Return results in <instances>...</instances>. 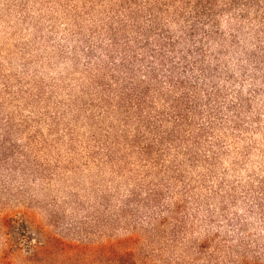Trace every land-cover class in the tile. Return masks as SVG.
Here are the masks:
<instances>
[{"label":"rangeland","instance_id":"obj_1","mask_svg":"<svg viewBox=\"0 0 264 264\" xmlns=\"http://www.w3.org/2000/svg\"><path fill=\"white\" fill-rule=\"evenodd\" d=\"M261 16L264 0H0V126L31 142L25 177L0 197V264H264V84L244 88L262 130H217L213 173L179 156L183 185L146 160L152 137L118 95L140 33L215 18L228 39L239 19L260 46Z\"/></svg>","mask_w":264,"mask_h":264},{"label":"trees","instance_id":"obj_2","mask_svg":"<svg viewBox=\"0 0 264 264\" xmlns=\"http://www.w3.org/2000/svg\"><path fill=\"white\" fill-rule=\"evenodd\" d=\"M192 14L193 19L197 18V13ZM259 20L264 22V16ZM240 23L241 20L236 19L235 34L228 39L219 33L215 18L193 21L176 35L140 33L141 46H129L123 53L121 66L127 70V79L123 80L128 85V93L119 90V106L126 107L152 137L142 149L146 160L157 165L161 161L166 170H177L175 180L179 178L182 185L180 166L183 163L179 162V156L186 158L188 168L208 164L209 173H213L220 156L217 130L227 129L238 136L262 130L261 114L253 112L255 102L245 96L244 88L247 80L252 85L264 84V71H260L264 65V45L248 47L249 38ZM207 27L212 29L206 30ZM251 33L253 37L264 38L260 37L264 35L261 29H252ZM185 46L187 51L182 50ZM226 57L235 64L229 63ZM260 97L257 95L255 99L264 104ZM12 130V122L0 126V197L3 192L11 195L19 176L25 177L28 166L23 152L31 142L17 146L11 142ZM154 152L159 159L151 157ZM171 152H175L174 160L161 159ZM167 163L171 166H166ZM31 173L39 178L36 172ZM150 198L160 203L161 194L153 192ZM178 209L177 205L169 213L173 215ZM158 222L163 225L167 219ZM21 228L30 238L26 226L22 224ZM125 256L133 257L131 253Z\"/></svg>","mask_w":264,"mask_h":264}]
</instances>
